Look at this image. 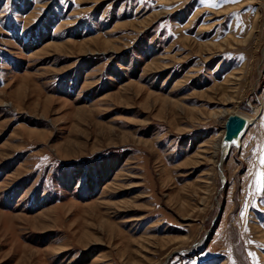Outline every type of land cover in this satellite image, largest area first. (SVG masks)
Masks as SVG:
<instances>
[{
    "label": "rangeland",
    "instance_id": "1",
    "mask_svg": "<svg viewBox=\"0 0 264 264\" xmlns=\"http://www.w3.org/2000/svg\"><path fill=\"white\" fill-rule=\"evenodd\" d=\"M262 159L264 0H0V264H264Z\"/></svg>",
    "mask_w": 264,
    "mask_h": 264
},
{
    "label": "water",
    "instance_id": "2",
    "mask_svg": "<svg viewBox=\"0 0 264 264\" xmlns=\"http://www.w3.org/2000/svg\"><path fill=\"white\" fill-rule=\"evenodd\" d=\"M248 124L246 120L239 115H229L224 123V136L222 142H230L236 139L240 134H244Z\"/></svg>",
    "mask_w": 264,
    "mask_h": 264
},
{
    "label": "bare ground",
    "instance_id": "3",
    "mask_svg": "<svg viewBox=\"0 0 264 264\" xmlns=\"http://www.w3.org/2000/svg\"><path fill=\"white\" fill-rule=\"evenodd\" d=\"M246 124L249 125V124H250V121L246 120ZM241 137H242V134H240L236 139H234V140H232V141H230V142H226V143L223 142V144H225V145H224V147H225V151L223 152V157L225 156V154H226L227 152H229V151L231 150L232 147L239 145V142H240ZM222 162H223V161L221 160V162H220V166H221V163H222ZM219 168H220V167H219ZM220 172H221V170H220Z\"/></svg>",
    "mask_w": 264,
    "mask_h": 264
},
{
    "label": "snow or ice",
    "instance_id": "4",
    "mask_svg": "<svg viewBox=\"0 0 264 264\" xmlns=\"http://www.w3.org/2000/svg\"><path fill=\"white\" fill-rule=\"evenodd\" d=\"M210 3L213 2V0H209ZM225 3H228V2H232V3H238L239 0H224ZM213 6H215V4L213 3ZM261 164H264V159L261 160Z\"/></svg>",
    "mask_w": 264,
    "mask_h": 264
}]
</instances>
